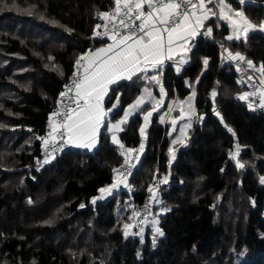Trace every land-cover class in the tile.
<instances>
[{"label": "trees", "instance_id": "1", "mask_svg": "<svg viewBox=\"0 0 264 264\" xmlns=\"http://www.w3.org/2000/svg\"><path fill=\"white\" fill-rule=\"evenodd\" d=\"M230 1L257 26L264 21V0L243 5ZM112 4L113 0H0V255L12 264H203L204 260L264 264V184L260 182L264 162L258 169L242 170L228 155L239 143L243 158H264V114L250 110L237 98L245 87L238 83L235 68L221 57L223 44L260 65L264 62V31L255 29L246 42L228 41V25L213 17L206 21V26L213 28L212 35H200L194 41L190 60L181 71L178 73L171 63L164 66L161 82L166 99L187 98L194 87L197 115L203 120L194 123L171 163L169 126L160 121L166 104L153 114L145 131V149L130 177L134 203L145 201L156 170L170 178L166 191L158 196L162 202H170L164 206L170 211L159 220L164 235L155 245L147 233L144 242L124 237L123 223L115 215V198L91 203L100 195L98 189L112 183V169L123 163L118 146L107 133L100 135L94 151H65L36 170L42 151L36 136L49 130L48 114L73 72L77 57L101 43L93 37L100 21L97 13L109 11ZM32 5L36 7L28 15L25 10ZM40 14L45 20L39 19ZM49 56L54 59L49 60ZM205 58L207 67L203 64ZM144 80L137 75L111 90L108 106L121 93V107L114 117L134 101ZM213 90L217 93L215 99L211 96ZM225 124L235 131V137ZM142 125V115L138 114L124 127L120 139L126 147L140 145ZM235 191L246 201L247 215L243 234L226 259V230L218 222L213 196L226 197ZM39 195L41 200L37 199ZM122 196L129 197L124 189ZM81 203L84 208L79 207ZM32 205L37 210L35 219H30L28 211ZM56 209L59 211L54 223L43 227L37 223L40 217L54 215ZM81 217H94L97 225L107 231L113 229L108 235L109 251L105 254L104 250L101 257L79 254L77 247L73 256L61 244L38 241L39 236L53 232L72 235ZM97 238L95 235L94 241ZM240 252L245 254L238 259Z\"/></svg>", "mask_w": 264, "mask_h": 264}, {"label": "snow or ice", "instance_id": "2", "mask_svg": "<svg viewBox=\"0 0 264 264\" xmlns=\"http://www.w3.org/2000/svg\"><path fill=\"white\" fill-rule=\"evenodd\" d=\"M245 2L246 0H238L240 5ZM35 7L32 5L25 11L28 15H32ZM97 17L102 23L95 25L93 37H107L111 43L95 50L89 49L77 57L69 83L64 85V90L59 93L56 100L54 111L48 116V132L45 136H36V139L41 141L44 153L43 161L37 160L36 163L41 167L50 163L55 159V154L67 146L88 150L97 146L101 128L105 126L109 114L119 104V97H117V103L113 104L112 108L105 109L104 107V99L108 95L111 85L124 79L131 80L134 76L143 73L146 79L159 85L160 90L159 99H157L148 88H145L143 94L123 109V115L115 123L108 120L107 131L111 134V142L118 146L123 163L112 169V183L98 189L100 195L92 198L93 205L98 199L102 200L105 196L113 195L114 191H118L121 186L131 191L128 181L145 148V129L153 113L158 112L163 106L164 98L167 95L160 79L165 62L174 60V54L179 55L180 59L177 61L176 67V71L179 73L180 65L187 62L186 53L191 50L188 47L190 41L201 34L212 35L213 28L206 26V21L213 17H216L218 21H224L230 28L231 34L225 37L228 41H239L243 37L246 42L249 31L257 28V25L245 16L242 10H234L225 0H113V7L109 11H98ZM45 18V15H39L40 20H45ZM48 22L65 27L59 25L55 20ZM65 30L73 31L68 28ZM259 30L264 31V21L260 22ZM221 49L222 59L244 63L247 65V69L259 73V86L255 87L252 92L245 91L239 94L237 98L249 101L250 97L259 95V103L256 106L264 109V62L257 67L253 60L248 59L241 52L233 53L223 44ZM181 50H183V54H181ZM48 59L53 60L54 58L49 56ZM203 64L207 67V58L203 60ZM56 70L59 71V69ZM149 70L156 74L147 76ZM238 70H240L239 64ZM60 75L63 76L62 71ZM247 79L253 81L254 77L249 75ZM238 83H243V81H238ZM216 95V91L213 90L211 93L213 99ZM195 96L196 92L193 87L192 93L185 100L172 101L168 105L167 112L160 116V121L163 123L166 117L179 109V115L170 121L173 131L176 130L178 121L186 120V123L180 127V136L172 141L174 145L184 142L182 138L185 136L186 129L192 126V117L195 116L197 120H203V116H198L196 113ZM65 99L69 103L65 104ZM146 104L150 105V109H145ZM185 105H187V111ZM247 107L250 110H255L252 102H249ZM213 112L220 117L223 123V117L215 107H213ZM137 113H141L144 121L139 129L141 143L138 149L126 148L118 134L124 131L123 126L129 123L130 117ZM225 127L233 137L236 136L232 128L226 124ZM241 151V145L236 143L234 151L230 150L228 153L231 159L236 160L239 168L244 167V164L237 159ZM169 153L174 159L171 147ZM167 180V176L163 180H156L154 175L153 184L147 187V192L150 195L142 211L137 210L132 204L127 205L131 209V215L128 217L130 223L123 225L125 237L130 235L128 230L136 227L137 222L144 224L150 216L154 233L159 236L164 235V232L157 226L159 224L157 217L170 209L161 208L160 213L153 215L151 205L161 203L157 189L160 184L167 183ZM260 182L264 184V177L260 178ZM79 207L84 208L85 205L81 203ZM44 223L52 224L54 220L49 219ZM143 231L144 229L141 227L137 234H142ZM20 239H24V237H20ZM141 242H143L142 235ZM153 243L155 244V238H153ZM33 264L36 262L33 261Z\"/></svg>", "mask_w": 264, "mask_h": 264}, {"label": "rangeland", "instance_id": "3", "mask_svg": "<svg viewBox=\"0 0 264 264\" xmlns=\"http://www.w3.org/2000/svg\"><path fill=\"white\" fill-rule=\"evenodd\" d=\"M259 24H258V26H259ZM225 47H227L230 50L229 46H225ZM91 50H92V48H91ZM242 54H244V53H242ZM223 62L228 63V60L223 59ZM168 63H171V62L169 61L166 64H168ZM160 78H161V75H160ZM258 79H259V77H258ZM225 91H226V89H225ZM241 93H243V92H240L239 94H241ZM194 106H195V102H194ZM185 109L187 111V105H185ZM195 110H196V106H195ZM196 113H197V110H196ZM163 114L164 113H162V115ZM174 115L178 116L179 114H173L172 117H174ZM172 117L169 118L168 133H169V135H171V140H170L171 148L173 149L174 157H176L177 150L181 147L180 146L181 144H179L174 149V147H173L174 144L172 143V141L174 139H176V137L180 136V127L182 124L186 123V120L178 121V123L176 125V130L173 131L172 125L170 123ZM193 118L194 117H192V124L194 122ZM200 121L201 120H197V118L195 117V123H198ZM190 133H191V130L188 132V135L186 136L184 144L186 143ZM145 136H146V133H145ZM145 141H146V137H144V144H145ZM72 150H73V148H72ZM232 151H234V149ZM242 151H243V149H242ZM242 151H241L239 157L237 158L241 163L244 164V167L240 168V169L244 170L245 168H249V167L258 169L260 164H262L264 162V158L263 159L243 158ZM169 158H170L171 162H173L175 160V158L172 159L171 155H169ZM231 160L237 165L236 160H233V159H231ZM154 175H155L156 180H163V178L165 176L168 177L167 183L160 184L158 189H157V194L159 196L163 191H166L167 185L170 181V178H169V174H162L161 175V172L159 170H156L153 173V176H152L153 178H154ZM153 178L150 181L149 185L153 184ZM8 183L9 182H7L5 185H7ZM130 186H131V191H129V189L121 186V188L118 191H114L113 195L105 196V198H104V200L108 199L109 197L115 198V200L117 202V209H116V214H115L116 219L118 220V222L121 221L120 223H123L122 225H124L125 223H130V221L128 220V217L131 215V209H129L127 207V205L132 204L136 208V203H134V199H133V197H131V195H133L134 187L131 184H130ZM123 189L127 192L129 197H126V196L123 197L122 196V190ZM197 190L198 189H196V191ZM230 193L231 194L227 195L226 197L222 194H218V195L213 196L214 200L216 201V203L214 204V208L217 212L218 222L221 225H223L225 230H226V249H225L226 250V253H225L226 259H227L228 255L233 252L235 244L237 243V239H239V237H241V235L243 234V230L245 228V217L247 215V213H246V208H247L246 201L242 200V197L238 191H235L234 193L233 192H230ZM37 199L41 200L42 195H39ZM99 201H101V199H98L96 203H98ZM165 204H166V206L170 205V202H168V201L162 202L161 201L160 204L153 203L151 205L152 214L156 215L157 213H160L161 208H165L164 207ZM94 205H96V204H94ZM35 209H36V206H34V205L30 206V208L28 209V211L31 214L30 219H35V217H36L35 215H36V211H37ZM59 209H56L54 212V215H50L49 218L40 217L41 220L38 221L37 223H40L39 225L43 227L45 225H49V224L44 223L46 220L53 219L55 222V219L57 218L56 216L58 215ZM163 214L164 213L160 214L157 218L160 220V218L163 216ZM37 223H36V225H37ZM142 228L144 229L142 234H137L139 232L135 231L134 228H131L128 230L130 235H128L127 237H125V236L124 237L126 239H131V240H134L135 238H139L141 241V235H142L143 236V242H144L145 238L148 235L151 238L152 244L155 245L161 236L154 233L152 223H151V217L148 219L146 224L143 225ZM74 230L75 231H74V233H72V235L68 234L66 236V235L59 233V232H53L47 237L45 236V237L40 238V236H39L37 239H38V241L43 239L44 241H46V244H50V245L61 244L62 245L61 248H65L66 249L65 251H67L68 253H71V254L76 253L75 248L77 247V250L79 251L77 253H79V254L84 253V252L89 253L92 258L101 257L102 256L101 253L104 250L106 251L105 254L109 251L108 247H110V244L108 243V239H109L108 235L110 234V231H113V229H111L110 231H107L106 228H104L100 225H97L94 221V217H90V218L81 217V218H79L75 223ZM146 233H147V235H146ZM95 235L98 236L99 240L97 238V240L94 241ZM153 238H155V244L153 243ZM244 254H245V252H240V256L238 255V259L243 257ZM0 264H12V263L5 256L0 255ZM203 264H217V263L214 262L213 260H204Z\"/></svg>", "mask_w": 264, "mask_h": 264}, {"label": "crops", "instance_id": "4", "mask_svg": "<svg viewBox=\"0 0 264 264\" xmlns=\"http://www.w3.org/2000/svg\"><path fill=\"white\" fill-rule=\"evenodd\" d=\"M225 2L227 3V4H229V5H231V7L234 9V10H241V8H238L236 5H234L230 0H225ZM246 2H252V0H246ZM256 29H259V26L256 28ZM255 29H253V30H250L249 31V33H248V35L252 32V31H254ZM229 31H230V33H229V35L231 34V30H230V28H229ZM200 35H198V36H196L195 37V39H193L192 41H190V44L188 45V47L190 48V49H192L193 48V46H194V41L199 37ZM210 37V36H209ZM208 37V38H209ZM241 39H244L243 37H241ZM109 43H111V41H109V40H107V41H104V42H101V43H99V44H97L94 48H92V50H95V49H97V48H100V47H103V46H106L107 44H109ZM191 51V50H190ZM190 51L189 52H187L186 53V59H187V62L186 63H184V64H182V65H180V68L182 69L188 62H189V60H190V58H189V53H190ZM181 54H183V50H181ZM180 59V57H179V55H175L174 54V60H171L170 62H171V64H173L175 67H177V61ZM167 62H169V61H167ZM153 74H156V73H154L152 70H149V72L147 73V76H151V75H153ZM139 76H141L142 77V79H145L144 80V83H143V85H142V88L140 89V93L138 94V96L139 95H141L142 93H144V89L145 88H148L152 93H153V96H155L157 99H159V90H160V86L159 85H157L154 81H151L150 79H146L145 78V76H144V74L143 73H141V74H138ZM134 78V77H133ZM161 79V78H160ZM122 81H128L127 79H124V80H120V81H118L116 84H113V85H111L110 86V88H109V92H108V95L105 97V99H104V107H105V109H109V108H112V105L113 104H116L117 103V98H116V100L114 101V103L111 105V106H108L107 105V100H108V98L110 97V94H111V90L116 86V85H118L119 83H121ZM137 96V97H138ZM119 104L117 105V108L116 109H113V111L109 114V117L106 119V121H105V126L104 127H102L101 128V130H100V135L103 133V132H105V133H107L108 135H109V137H110V141H111V134L107 131V122H108V120H111V122H113V123H115V121L116 120H118L122 115H123V113L119 116V117H114V114H115V112L121 107V99H120V97H121V93L119 94ZM136 97V98H137ZM135 98V99H136ZM134 99V100H135ZM186 98H184V99H178V98H175V99H171V100H167L166 99V96H165V98H164V104L163 105H167V108H168V105L169 104H171L172 103V101H183V100H185ZM133 102V101H132ZM131 102V103H132ZM195 102V101H194ZM130 103V104H131ZM129 105V104H128ZM127 105V106H128ZM126 106V107H127ZM125 107V108H126ZM163 107V106H162ZM162 107H160V108H162ZM145 109H150V105H148V104H146L145 105ZM165 112H167V110L165 111ZM164 112V113H165ZM156 113V112H155ZM138 114H141V113H137V114H135V115H133L132 117H130V119H129V122L131 121V119H133L136 115H138ZM154 114V113H153ZM173 114H179V109H177L176 111H173L169 116H168V121H167V123L169 122V118L170 117H172L173 116ZM175 117H177V116H175L174 115V117H172V118H175ZM150 121H151V118H150ZM193 124H192V126H191V128H189V129H187L186 130V132H185V136L182 138L183 139V141L185 142V139H186V136L188 135V132L192 129V127H193V125H194V123H195V116H194V118H193ZM150 123V122H149ZM149 123H148V125H147V127H146V129H145V131L148 129V127H149ZM143 124H144V121H143ZM127 125V124H126ZM126 125H124L123 127H125ZM168 126H169V124H168ZM121 133V132H120ZM120 133L118 134V136H119V139H120ZM100 135H99V141H100ZM168 135H169V133H168ZM169 137H170V140H171V135H169ZM177 138V137H176ZM121 140V139H120ZM122 142V141H121ZM184 142L183 143H176L173 147H174V149L179 145V144H181L180 146L182 147L183 146V144H184ZM123 143V142H122ZM99 146V142H98V144H97V146L94 148V149H92V150H88V149H83V148H75V147H72L73 148V150H78V151H94L97 147ZM126 147V146H125ZM170 147H171V142H170ZM126 148H128V147H126Z\"/></svg>", "mask_w": 264, "mask_h": 264}, {"label": "built area", "instance_id": "5", "mask_svg": "<svg viewBox=\"0 0 264 264\" xmlns=\"http://www.w3.org/2000/svg\"><path fill=\"white\" fill-rule=\"evenodd\" d=\"M234 1L238 2V0H234ZM112 7H113V4H112L111 8H112ZM209 7H212V5H209ZM111 8H110V9H111ZM110 9H109V10H110ZM98 23H102V21H99ZM100 31H103V29H100ZM201 35H203V34H201ZM203 36L206 37V38L209 37V36H206V35H203ZM95 38H96V40L101 41V42H104V41H107V40H108L107 37H95ZM89 49H91V48H89ZM89 49H88V50H89ZM243 55H244V54H243ZM245 56H246V55H245ZM246 57H247L248 59H251V58L248 57V56H246ZM251 60H252V59H251ZM166 63H167V61L165 62L164 66L166 65ZM228 63L231 64V65L235 68L236 73H237V80H238V81H243V83H240V84L243 85V86L245 87V91H247V92H252V91L255 90V87H258V86H259V79H258V77H259V73H255V72H253L251 69H247V65L244 64V63H240V62H237V61H231V60H228ZM238 64H239V69H240V70H238ZM255 64H256V63H255ZM164 66H163V68H164ZM256 66L259 67V65H257V64H256ZM73 71H74V69H73ZM162 73H163V69H162ZM72 74H73V72H72L71 75L68 77V79L66 80V82L64 83V85L67 84V83H69V78L72 76ZM161 75H162V74H161ZM249 75H252V76L254 77V80H253V81H248L247 78H248ZM250 84L253 85V86L250 87V86H249ZM63 90H64V86H63L62 91H63ZM245 91H244V92H245ZM58 97H59V96H58ZM57 99H58V98H57ZM57 99H56V100H57ZM259 99H260V97H259V95H257V96H255V97H250V100H249V101H243V103H245V104L247 105L249 102H252V103L254 104V109H255V110H253V111H257V112H259V113L264 114V109L259 108L258 106H256V105H258V103H259ZM64 103L67 104V103H69V101H68L67 99H65ZM55 107H56V101H55V103H54V106H53L52 109L50 110L49 114H50L52 111H54ZM49 114H48V116H49ZM47 120H48V119H47ZM167 121H168V117L165 118V123H167ZM47 132H48V131H47ZM47 132H46V133H47ZM46 133L41 134L40 136H45ZM40 142H41V141H40ZM138 148H139V146L136 147V149H138ZM70 150H72V146H67V147H65L62 151L57 152V153L55 154V157L58 156L59 154L65 152V151H70ZM142 153H143V152H142ZM142 153L140 154V158H141V156H142ZM43 159H44V153H43V151H41V159H40V161L42 162ZM137 164H138V163H137ZM45 165H46V164H44L42 167H41L40 165H38V166L36 167V170H37V168H39V169L43 168ZM134 170H135V169H133V172H134ZM133 172H132V173H133ZM130 177H131V176H130ZM130 177H129V181H128L129 185H130ZM130 188H131V186H130ZM148 198H149V193H147V196H146V198H145V201H144L142 204H140V205H136V209L142 211L143 208H144V205H145L146 201L148 200ZM150 217H151V216H150ZM150 217H149V218H150ZM146 222H147V221H145L144 224H146ZM144 224H139V223L137 222L136 227H133V228L135 229V231H138V232H139V229H140L141 227H143Z\"/></svg>", "mask_w": 264, "mask_h": 264}]
</instances>
